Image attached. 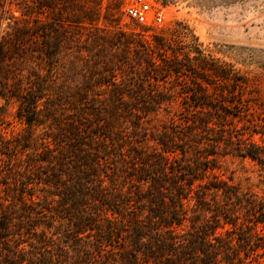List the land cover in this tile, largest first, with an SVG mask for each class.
<instances>
[{
  "label": "trees",
  "instance_id": "trees-1",
  "mask_svg": "<svg viewBox=\"0 0 264 264\" xmlns=\"http://www.w3.org/2000/svg\"><path fill=\"white\" fill-rule=\"evenodd\" d=\"M102 1L75 20L0 0V98L23 125L0 133V264H264V196L221 174L264 165L254 79L181 24L125 30L120 0L102 21Z\"/></svg>",
  "mask_w": 264,
  "mask_h": 264
},
{
  "label": "rangeland",
  "instance_id": "rangeland-1",
  "mask_svg": "<svg viewBox=\"0 0 264 264\" xmlns=\"http://www.w3.org/2000/svg\"><path fill=\"white\" fill-rule=\"evenodd\" d=\"M21 1V0H20ZM41 0H31L34 16L39 13L37 5ZM73 8L68 13L73 19L82 17L78 9L94 11L99 0H67ZM119 0L102 1L99 13L102 21L106 17L117 19L113 4ZM122 2V0H120ZM166 8L164 22L158 25L162 33L167 34L178 24L188 28L195 35L198 44L207 54L221 64H230L238 72L254 79L260 90L262 106L252 109L257 125L254 140L264 147V0H153ZM75 7V8H74ZM79 7V8H78ZM19 15V13H16ZM48 13L45 14L48 17ZM125 30L134 33L142 32V28L127 19L122 10L118 13ZM73 27V26H72ZM72 28L67 32L66 48L61 54V69L66 79L69 72L78 64V33ZM16 105L7 104L0 98V133L6 136L17 135L23 128L16 118ZM249 124V122H247ZM224 178L250 187L255 193L264 196V165L250 159L228 158L221 172Z\"/></svg>",
  "mask_w": 264,
  "mask_h": 264
},
{
  "label": "built area",
  "instance_id": "built-area-1",
  "mask_svg": "<svg viewBox=\"0 0 264 264\" xmlns=\"http://www.w3.org/2000/svg\"><path fill=\"white\" fill-rule=\"evenodd\" d=\"M122 13L130 21L145 27L161 25L166 8L153 0H122Z\"/></svg>",
  "mask_w": 264,
  "mask_h": 264
}]
</instances>
